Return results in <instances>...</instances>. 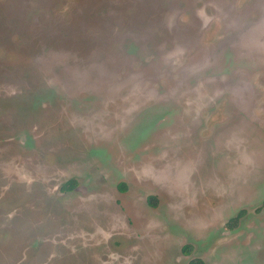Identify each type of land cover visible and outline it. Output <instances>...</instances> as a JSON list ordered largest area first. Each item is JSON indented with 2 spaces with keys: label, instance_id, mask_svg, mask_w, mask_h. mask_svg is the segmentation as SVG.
Masks as SVG:
<instances>
[{
  "label": "rangeland",
  "instance_id": "rangeland-1",
  "mask_svg": "<svg viewBox=\"0 0 264 264\" xmlns=\"http://www.w3.org/2000/svg\"><path fill=\"white\" fill-rule=\"evenodd\" d=\"M263 198L264 0H0V264H264Z\"/></svg>",
  "mask_w": 264,
  "mask_h": 264
},
{
  "label": "flooded vegetation",
  "instance_id": "flooded-vegetation-1",
  "mask_svg": "<svg viewBox=\"0 0 264 264\" xmlns=\"http://www.w3.org/2000/svg\"><path fill=\"white\" fill-rule=\"evenodd\" d=\"M69 180H71V179H69ZM74 180V179H73ZM68 181V180H67ZM75 186V185H74ZM73 186V187H74ZM72 187V188H73ZM72 188H70V189H72ZM65 190H69V189H65ZM148 198H153L152 196H150V197H148ZM147 198V199H148ZM150 201H151V199H150ZM152 202V201H151ZM149 204H151V203H149ZM262 208H264V198H263V200H262V203H261V205L259 206V207H257L256 209H258V211L259 210H261ZM241 211H243V214L241 215V216H239L238 218H237V221H236V223L235 224H231V223H229V221H230V219L228 220V222H224L223 224H224V228L226 227L227 229H233V228H235V227H239L240 226V224H242L245 220H246V210H244V209H241L239 212H241ZM238 212V213H239ZM227 221V220H226ZM234 225V226H233ZM224 237V236H223ZM253 245H255V247H257L258 245H256V244H254V243H252ZM184 245H186V244H183L182 245V252L185 254V255H188L189 254V251H188V245H186L187 246V248H186V250H183V246ZM221 245L222 244H220L219 245V247H221ZM226 247L225 248H229V249H232V248H230L229 246H231V245H226V244H224ZM234 246V245H233ZM236 246H238V245H236ZM235 246V247H236ZM235 247H233V248H235ZM220 249V248H219ZM219 249L217 250V252H216V254L214 255V258H216V255L217 254H219L218 255V257H220V254H222V253H220V252H218L219 251ZM232 250H236V249H232ZM256 251L257 250H254V251H252V254L250 255L251 256V259H249V261H251L250 262V264H257V263H255L254 261L256 260L255 258L257 257V254H256ZM238 256L240 257H238L239 259H242L241 257H242V254L241 253H239L238 254ZM253 257V258H252ZM188 263V262H187Z\"/></svg>",
  "mask_w": 264,
  "mask_h": 264
},
{
  "label": "trees",
  "instance_id": "trees-1",
  "mask_svg": "<svg viewBox=\"0 0 264 264\" xmlns=\"http://www.w3.org/2000/svg\"><path fill=\"white\" fill-rule=\"evenodd\" d=\"M75 184H76V181L73 180V179H71V180L66 181V182L62 185V188H63V189H70V188H72ZM150 199H151V198H148V202L151 203V204H153V203L150 201ZM242 214H243V211L239 212L235 217H233V218L230 219L229 223H231V224H235L236 221H237V218H238L239 216H241ZM186 248H187V246L184 245V246H183V250H186ZM187 264H205V262H204L203 259L198 258V257H195V258L190 259V260L188 261Z\"/></svg>",
  "mask_w": 264,
  "mask_h": 264
},
{
  "label": "crops",
  "instance_id": "crops-1",
  "mask_svg": "<svg viewBox=\"0 0 264 264\" xmlns=\"http://www.w3.org/2000/svg\"><path fill=\"white\" fill-rule=\"evenodd\" d=\"M229 231H227V233H228Z\"/></svg>",
  "mask_w": 264,
  "mask_h": 264
}]
</instances>
